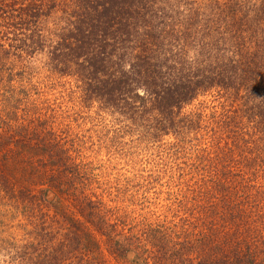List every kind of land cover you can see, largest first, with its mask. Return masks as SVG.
I'll list each match as a JSON object with an SVG mask.
<instances>
[{
    "label": "trees",
    "instance_id": "trees-1",
    "mask_svg": "<svg viewBox=\"0 0 264 264\" xmlns=\"http://www.w3.org/2000/svg\"><path fill=\"white\" fill-rule=\"evenodd\" d=\"M37 53L81 106L150 140L197 133L201 115L182 110L215 92L195 155L223 174L204 167L215 178L181 201V221L115 238L103 203L78 193L27 68ZM60 195L73 213L54 211ZM0 200L30 226L20 243L0 236V264H104L94 232L123 264H264V0H0Z\"/></svg>",
    "mask_w": 264,
    "mask_h": 264
},
{
    "label": "rangeland",
    "instance_id": "rangeland-1",
    "mask_svg": "<svg viewBox=\"0 0 264 264\" xmlns=\"http://www.w3.org/2000/svg\"><path fill=\"white\" fill-rule=\"evenodd\" d=\"M27 68L32 74V81L42 83L39 91L43 97L54 102L52 107L56 111L51 113L55 119L52 124L55 133L71 151L73 160L70 163L77 164L79 169L81 191L78 193L90 199L97 198L103 203L106 219L111 225L108 231L115 238L121 233H128L129 229L138 236L143 227L152 225L163 228L164 225L171 226L181 221V201L185 197H192L199 182L210 184L215 178L216 174L206 171L204 167L210 171H215L217 167L223 174L225 164L221 166L218 162L215 165L214 160H210L208 166L200 164L195 155V145L204 146L206 141L203 140L204 136H199L204 135V130L206 133L209 131V125L207 128L204 126L207 121L205 115L209 114L210 106L216 103L215 92L197 97L182 110L184 113L201 115L199 134L184 132L150 140L142 137L139 131L136 130L137 133L115 122L111 115L98 111L96 106L90 109L81 106L77 94L65 83V78L48 74L44 53L28 58ZM42 173L31 172L26 187L35 188L34 184L43 180ZM71 205L69 198L60 195L54 211L63 209L73 213L75 208ZM54 211L50 210V214H54ZM29 229L30 226L25 224L15 209L6 206L5 210L0 208V236L20 243ZM92 234L93 238L88 241L95 246L90 251L95 250L98 261L123 264L116 261L117 256L106 248L104 237L96 232ZM9 249L11 247H7L6 251ZM146 249L148 252L144 255L152 260L150 248ZM127 257L131 259V255Z\"/></svg>",
    "mask_w": 264,
    "mask_h": 264
}]
</instances>
